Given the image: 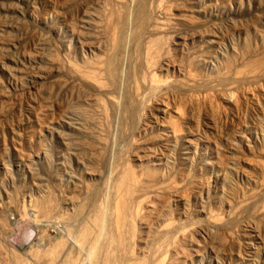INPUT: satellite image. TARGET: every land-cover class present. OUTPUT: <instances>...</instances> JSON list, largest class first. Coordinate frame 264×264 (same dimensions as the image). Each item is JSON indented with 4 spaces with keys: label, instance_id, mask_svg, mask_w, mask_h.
I'll list each match as a JSON object with an SVG mask.
<instances>
[{
    "label": "rangeland",
    "instance_id": "374dc122",
    "mask_svg": "<svg viewBox=\"0 0 264 264\" xmlns=\"http://www.w3.org/2000/svg\"><path fill=\"white\" fill-rule=\"evenodd\" d=\"M0 264H264V0H0Z\"/></svg>",
    "mask_w": 264,
    "mask_h": 264
},
{
    "label": "bare ground",
    "instance_id": "6f19581e",
    "mask_svg": "<svg viewBox=\"0 0 264 264\" xmlns=\"http://www.w3.org/2000/svg\"><path fill=\"white\" fill-rule=\"evenodd\" d=\"M144 14V13H143ZM144 17H145V15H144Z\"/></svg>",
    "mask_w": 264,
    "mask_h": 264
}]
</instances>
